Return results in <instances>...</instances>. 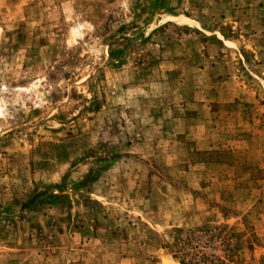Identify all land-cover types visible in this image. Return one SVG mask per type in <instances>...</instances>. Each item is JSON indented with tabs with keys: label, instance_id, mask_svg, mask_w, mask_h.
<instances>
[{
	"label": "rangeland",
	"instance_id": "1",
	"mask_svg": "<svg viewBox=\"0 0 264 264\" xmlns=\"http://www.w3.org/2000/svg\"><path fill=\"white\" fill-rule=\"evenodd\" d=\"M0 108V264H264V0H0Z\"/></svg>",
	"mask_w": 264,
	"mask_h": 264
},
{
	"label": "trees",
	"instance_id": "2",
	"mask_svg": "<svg viewBox=\"0 0 264 264\" xmlns=\"http://www.w3.org/2000/svg\"><path fill=\"white\" fill-rule=\"evenodd\" d=\"M89 181H90V179H87V180H86V182H89Z\"/></svg>",
	"mask_w": 264,
	"mask_h": 264
},
{
	"label": "bare ground",
	"instance_id": "3",
	"mask_svg": "<svg viewBox=\"0 0 264 264\" xmlns=\"http://www.w3.org/2000/svg\"><path fill=\"white\" fill-rule=\"evenodd\" d=\"M0 110H1V108H0ZM165 264H168L167 261H165Z\"/></svg>",
	"mask_w": 264,
	"mask_h": 264
}]
</instances>
